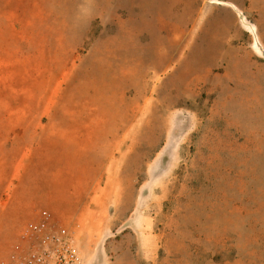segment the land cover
<instances>
[{"label": "rangeland", "instance_id": "rangeland-1", "mask_svg": "<svg viewBox=\"0 0 264 264\" xmlns=\"http://www.w3.org/2000/svg\"><path fill=\"white\" fill-rule=\"evenodd\" d=\"M208 2L0 0V127L114 133L94 214L65 227L82 264H264V0L234 23Z\"/></svg>", "mask_w": 264, "mask_h": 264}, {"label": "crops", "instance_id": "crops-1", "mask_svg": "<svg viewBox=\"0 0 264 264\" xmlns=\"http://www.w3.org/2000/svg\"><path fill=\"white\" fill-rule=\"evenodd\" d=\"M207 1L212 12L226 13L233 23L234 8L244 4V0ZM8 117L16 122L0 127V259L19 245L27 248L22 231L44 213L56 224L83 230L86 216L94 214V192L101 178L113 174L114 161L120 157L114 142L111 150L102 148L98 136L114 133L94 125L95 114Z\"/></svg>", "mask_w": 264, "mask_h": 264}, {"label": "built area", "instance_id": "built-area-1", "mask_svg": "<svg viewBox=\"0 0 264 264\" xmlns=\"http://www.w3.org/2000/svg\"><path fill=\"white\" fill-rule=\"evenodd\" d=\"M21 235L27 248L17 246L0 264H82L71 232L56 225L49 213L29 222Z\"/></svg>", "mask_w": 264, "mask_h": 264}]
</instances>
